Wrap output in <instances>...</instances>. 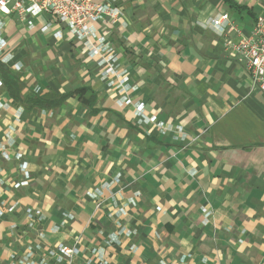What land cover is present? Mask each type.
<instances>
[{"label": "crops", "instance_id": "0c3cea01", "mask_svg": "<svg viewBox=\"0 0 264 264\" xmlns=\"http://www.w3.org/2000/svg\"><path fill=\"white\" fill-rule=\"evenodd\" d=\"M233 1L116 0L109 39L150 123L116 101L83 44L41 30L46 15L0 13L22 97L70 93L29 108L0 90V142L21 154L0 156V199L18 202L0 206V264H264V93L225 46L264 0ZM224 14L226 34L213 24Z\"/></svg>", "mask_w": 264, "mask_h": 264}, {"label": "built area", "instance_id": "2783aa9c", "mask_svg": "<svg viewBox=\"0 0 264 264\" xmlns=\"http://www.w3.org/2000/svg\"><path fill=\"white\" fill-rule=\"evenodd\" d=\"M15 11L26 20L29 16L44 14L49 20L41 28L42 31H49L53 24L58 25L59 30L54 32L55 37L69 36L79 44H83L87 48L90 62L101 68L109 85H115L120 90L116 101L121 105L133 106L139 121L150 123L154 120L148 115L144 102H134L128 95V91L133 88L129 85L130 75L122 68L118 51L109 39L108 29L123 18L122 8L116 5V0H0V13L10 15ZM221 18L214 19L213 24L220 33L226 34L222 20H229V16L224 14ZM5 24L4 20L0 19V61L12 71H16L20 69V66L12 61L13 56L8 50L9 41L2 36ZM29 24L32 25V21H29ZM232 30L235 31V35L228 34L225 39L226 48L242 56L254 89L264 93V13L258 15L249 34H244L237 26H231L229 31L232 32ZM4 86L0 73V90ZM5 106L6 104L0 101V110ZM7 138L9 139L10 136ZM20 155L17 151L11 153L0 142V156L3 159L9 160L13 157L19 159ZM21 167L24 178L20 183H23L30 179V172L26 169L24 162ZM100 193V188H96L93 196L96 198ZM17 205L18 202L8 204L6 200L0 199V206L3 208ZM26 211L30 226L43 221L44 216L40 209L27 207ZM120 212L124 214L126 209L120 208ZM2 214L3 211L0 209V215ZM57 251L62 256L72 259L79 249L76 246L60 244ZM31 255L30 251L27 257L30 258Z\"/></svg>", "mask_w": 264, "mask_h": 264}, {"label": "trees", "instance_id": "16d2710c", "mask_svg": "<svg viewBox=\"0 0 264 264\" xmlns=\"http://www.w3.org/2000/svg\"><path fill=\"white\" fill-rule=\"evenodd\" d=\"M224 2L228 4H232L236 7H242L237 5L233 0H224ZM257 19V18H256ZM0 73L1 77L4 81L5 86L7 87L10 95L18 102H21L26 105V107H39V108H53L60 106L69 96L70 93H66L63 95H57L54 92H49L44 95H36V96H27L25 98L22 97L21 91L22 86L18 77L12 72V70L0 61ZM82 90L84 89H79Z\"/></svg>", "mask_w": 264, "mask_h": 264}]
</instances>
